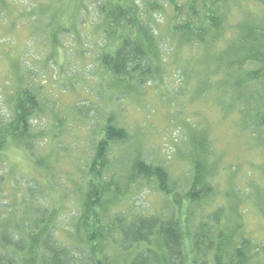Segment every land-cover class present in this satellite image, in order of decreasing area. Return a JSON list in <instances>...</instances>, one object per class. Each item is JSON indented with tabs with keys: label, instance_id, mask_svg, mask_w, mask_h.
I'll return each instance as SVG.
<instances>
[{
	"label": "rangeland",
	"instance_id": "1",
	"mask_svg": "<svg viewBox=\"0 0 264 264\" xmlns=\"http://www.w3.org/2000/svg\"><path fill=\"white\" fill-rule=\"evenodd\" d=\"M104 1L6 0L7 6L0 4V118H7L13 106L11 79L23 81L22 86L29 83L41 107L31 118L39 149L33 152L49 168H37L24 149L9 146L0 154L7 200L17 201L19 195V202L27 203L22 187L26 185L20 184L34 180L45 190L37 195L38 203L56 211L60 227L75 229L84 192L81 180L86 177L94 146L101 140L103 124L112 116L126 139L109 153L106 180L114 191L111 197L116 198L110 214L126 210L165 216L173 211L174 202L190 207L182 199L192 170L187 160L190 134L201 131L211 145V164L217 162L218 168L212 180L214 204L207 205L205 213L219 204L228 214L233 208L243 215V234L264 239V179L260 177L262 160L259 162L255 150L256 138L239 123L236 114L209 107L207 101L218 93L203 94L204 75L212 70L203 49L181 48L169 28L170 19L153 14L162 59L158 74L139 86L136 76L117 85L99 63L106 44L96 7ZM135 1L146 7L156 2ZM241 3L237 10L228 9L231 25L258 11L253 0ZM4 19L12 26L5 25ZM233 32L226 36H233ZM186 81H191L189 85L194 82L197 88L188 87ZM135 160L162 167L174 194H161L154 181L131 178ZM11 182L15 187L10 190ZM9 218L11 222L15 219L12 214ZM110 220L107 216V222Z\"/></svg>",
	"mask_w": 264,
	"mask_h": 264
},
{
	"label": "trees",
	"instance_id": "2",
	"mask_svg": "<svg viewBox=\"0 0 264 264\" xmlns=\"http://www.w3.org/2000/svg\"><path fill=\"white\" fill-rule=\"evenodd\" d=\"M253 2L258 6L254 18L247 15L251 19L241 18L242 22L231 25L228 9L243 5L241 0H156L147 7L135 0H105L96 7L106 44L99 63L117 85L132 76L138 86L153 80L162 59L160 37L151 19L153 14L166 15L181 48L199 47L206 54L212 70L204 75L203 94L218 93L207 103L217 112L236 114L239 123L255 136V150L259 162L262 160L260 177L264 179V0ZM0 4L7 6L6 0ZM4 22L12 26L8 19ZM230 31L233 36L227 37ZM186 82L197 88L194 82ZM11 83L13 106L7 118H0V154L15 145L34 158L37 168H46L33 152L38 149V136L31 118L40 113L38 95L29 83L22 86L23 81L15 77ZM195 93L200 98L199 92ZM190 135L187 160L192 170L182 198L190 207L174 202L173 211L165 216L126 210L110 214L116 198L111 197L114 191L106 180L109 153L126 139L112 116L103 124L101 140L95 144L86 177L81 180L84 192L72 231L60 227L56 211L38 203L37 195L45 190L34 180L18 183L26 185L22 187L27 203L21 204L19 195L17 201H8L3 188L6 175L0 171V264H264V239L243 234V215L233 208L228 214L222 204L205 213L214 201L212 180L217 162L211 164L212 149L206 135L201 131ZM131 171V178L154 181L161 194H174L162 167L135 160Z\"/></svg>",
	"mask_w": 264,
	"mask_h": 264
},
{
	"label": "bare ground",
	"instance_id": "3",
	"mask_svg": "<svg viewBox=\"0 0 264 264\" xmlns=\"http://www.w3.org/2000/svg\"><path fill=\"white\" fill-rule=\"evenodd\" d=\"M37 107V106H36ZM36 109V108H35Z\"/></svg>",
	"mask_w": 264,
	"mask_h": 264
}]
</instances>
